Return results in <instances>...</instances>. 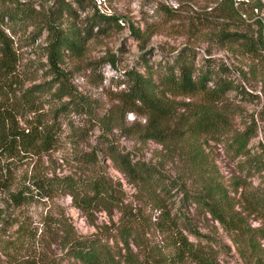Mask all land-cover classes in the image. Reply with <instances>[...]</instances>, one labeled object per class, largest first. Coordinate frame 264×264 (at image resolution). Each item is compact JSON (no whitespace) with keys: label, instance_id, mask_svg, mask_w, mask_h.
Wrapping results in <instances>:
<instances>
[{"label":"trees","instance_id":"trees-1","mask_svg":"<svg viewBox=\"0 0 264 264\" xmlns=\"http://www.w3.org/2000/svg\"><path fill=\"white\" fill-rule=\"evenodd\" d=\"M199 3V0H194ZM216 2L211 9L220 10L221 26L212 31L233 56L244 80L262 81L264 89V0H208ZM207 4L206 6H208ZM26 21L48 32L49 61L56 82L49 86L37 83L24 92L31 105L44 91L53 89L57 99L68 96L75 108H91L88 99L72 90L60 63L64 56L84 53L90 35L78 24L72 0H57L50 6L36 7L31 0H0V20ZM91 28H119L123 19L117 13L96 11L91 14ZM133 34L145 40L146 31L131 24ZM9 37L0 26V68L15 71V51ZM186 46L178 50L171 61L158 68L128 69L126 87L119 95L120 103L108 108L95 119L103 134L122 127V114L133 111L144 122L132 132L142 141L149 139L162 144V157L176 162L177 175L163 172L158 163L135 159L112 141L108 154L135 187V201L128 200L122 182L101 168L97 154H89L92 164L84 177L54 175L36 182L19 184L11 189L10 165L0 156V183L9 192L14 205L32 196V185L49 193L59 188L71 194L75 204L94 221L95 210H105L111 225L90 234L79 233L72 223L59 221L61 253L43 250L37 255H23L21 244L30 229L15 224L11 212L0 206V256L14 264H62L73 259L81 264H225L221 261L217 239L204 234L191 239L179 224V219L166 207L164 190L170 183L181 181L185 196L217 220L231 237L241 256L249 264H264V185L254 184L249 177L264 171V138L252 149L251 140L262 131L264 136V102L258 111L244 113L227 97L238 87L231 68L221 59L206 56L197 64ZM113 60V59H112ZM178 96H183L180 98ZM90 110V109H89ZM240 121L238 122V119ZM57 137L54 121L36 119L20 125L15 113L0 106V154L11 160L19 153L50 149ZM109 140V139H108ZM220 144L233 160L238 173L227 176L220 169L215 149ZM20 156V155H19ZM115 210L118 217L115 219ZM158 211L155 219L150 213ZM263 219L259 225L249 221L251 214ZM9 231V232H8ZM20 246H18L19 244Z\"/></svg>","mask_w":264,"mask_h":264},{"label":"rangeland","instance_id":"rangeland-1","mask_svg":"<svg viewBox=\"0 0 264 264\" xmlns=\"http://www.w3.org/2000/svg\"><path fill=\"white\" fill-rule=\"evenodd\" d=\"M57 0H31L36 7L50 6ZM76 7L77 22L90 35L84 53L76 56L69 53L60 63L65 69L67 83L81 98H86L91 108H75L71 102L60 107L69 97L57 99L53 89L44 91L31 105L24 99V92L32 85L43 83L49 86L56 82L49 61L47 44L48 32L26 21H10L7 17L0 20V26L11 37L15 51V71L6 72L0 68V106L16 114L20 125L36 119L45 122L54 121L57 137L52 147L36 152H22L11 160L2 156L3 164L10 165L12 174L11 189L21 183H32L38 179L54 175L84 177L92 166L87 160L89 154H97L101 168L122 182L128 200H134L135 187L127 181L125 174L108 154V143L129 150L135 158L156 161L164 173L175 176L176 162L162 157V144L149 139L142 141L133 136V131L142 122L143 116L133 111L122 114V127L114 128L103 134L96 122L95 114L100 115L108 108L120 103L119 95L126 87L128 69L145 70L146 67H159V63L172 60V56L181 48L188 47L189 55L199 66L206 56H214L231 68L230 74L236 78L238 87L228 92L227 97L237 104L244 113L258 111L264 102L262 81L244 80L234 63L239 56H233L226 46L217 39L212 31L218 29L224 21L220 10L211 9L216 2L208 0H72ZM209 4L208 6H206ZM99 8L101 11L117 13L123 19L119 28H101L94 24L91 28V14ZM264 14V10H263ZM131 24L145 30V40L137 38ZM113 59V60H112ZM183 98V96H178ZM240 118L238 119V122ZM262 131L254 137L250 146L258 148ZM109 139V140H108ZM215 155L220 169L229 176L238 173L237 159H231L217 144ZM1 175V174H0ZM249 179L254 184L264 185V171L256 172ZM181 181L170 183L164 190L166 207L179 219L180 226L193 240H199L204 234L217 239L222 251L221 261L225 264H249L240 254L231 237L222 225L209 212H204L192 200L187 199ZM32 196L25 203L14 205L9 192L0 183V206L12 213L13 229L19 224L26 225L34 237L20 244L23 255H34L43 250L49 253H61L58 234L59 221L72 223L82 234L98 232L111 225V217L105 210H95L94 221L72 199L71 194L59 188L49 193L40 191L32 185ZM135 201V200H134ZM136 203V201H135ZM158 211L150 213L155 219ZM115 219L118 212L115 210ZM253 225L262 222L261 216L253 213L249 217ZM9 232V231H8ZM264 245V238L261 240ZM0 264H14L5 255L0 256ZM62 264H81L73 259H65ZM183 264H195L185 261Z\"/></svg>","mask_w":264,"mask_h":264}]
</instances>
